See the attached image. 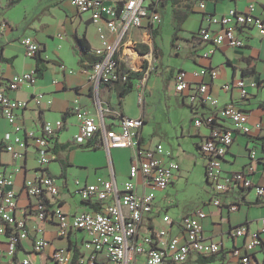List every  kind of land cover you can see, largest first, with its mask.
Listing matches in <instances>:
<instances>
[{
	"label": "crops",
	"instance_id": "crops-1",
	"mask_svg": "<svg viewBox=\"0 0 264 264\" xmlns=\"http://www.w3.org/2000/svg\"><path fill=\"white\" fill-rule=\"evenodd\" d=\"M119 1L104 0L109 5H117ZM250 1L255 2V13L264 19V0H224L217 4L204 3V9L200 8V2L193 6L192 12H189L179 25L181 31L176 34L175 48L171 47V38L168 54V56L181 57L183 55L189 58L193 62L189 70L183 67H171L167 62L163 63L157 42L165 16L169 15V22L173 27L172 0H160L157 11L161 21L158 26L153 29L149 27L131 28L123 36L116 52H119V60L123 63L125 62L124 57L128 59L132 56L129 51L134 52L137 58L136 64L140 65L141 59L150 54L151 49L154 50L157 55L154 62L158 67L147 78L152 74L162 77L164 102L168 103L173 98L176 104L182 107L185 112L186 135L197 152L198 143L208 135L209 130L202 127L193 130V114L186 100L187 92L182 96L177 95L174 91L173 79L180 70L186 71L188 75L203 66L216 70L217 76L214 79L208 76L203 78L208 83L211 94L219 99L220 106L233 104L246 113L252 128L250 134L234 137L222 163L223 175L245 170L250 160L249 152L255 151L256 163L250 179L260 183L264 178V39L255 30H247L242 33L246 41L244 47L232 48L226 45L213 47L203 42L199 45V50L195 55L193 45L188 41L191 35L197 33L202 26L204 13L223 15L229 9L245 11ZM114 36L115 33H108L110 40L114 39ZM25 37L33 39L39 45L44 70L41 77L37 75V80L32 85H23L17 90H10L7 82L13 76L35 71L37 67L35 58L27 57L24 47L20 44V40ZM151 37H154L153 40ZM78 39H85L90 47V58L87 61L81 62L84 56L78 45ZM99 46L98 33L89 15L78 13L70 4V0H0V91L7 93L10 98L27 102L26 108L17 112V121L26 129L40 133L43 123L63 121V116L67 114L66 120L63 121L64 127L57 133L56 145L52 150L53 161L46 166V172L58 177L60 190L56 204L69 215L94 212L99 209V205L95 202L74 198L71 193L74 180L94 184L98 178L110 181L114 177L120 188L127 179L131 161V149H110L107 152L100 146L94 147L92 143L88 146L87 143L77 146L72 142L82 121V112H86L97 123H101L98 104L101 106L102 121L107 129L115 128L121 116L128 117L123 108L124 99L127 96L121 100V105H118V87L115 84L107 85L104 82L94 83L90 79L93 68H84L92 59H96L92 50ZM204 53H208V57H203ZM239 79L244 80L248 86V95L243 98L236 90L226 92L222 88L224 84H231ZM189 80L191 87L194 88L198 80L192 77ZM200 81L201 78H199ZM251 84H256V86L252 87ZM147 87L148 79L145 84L146 96L140 113L144 120V125L140 130V146L150 147L154 144H162L164 149L171 152V158L177 161L180 167L173 184L164 193L163 191L155 192L156 209L146 217L147 223L151 229L163 231L165 239L180 236V219L200 209L207 215L202 221L204 237L212 242L220 243L222 252L213 256L208 262H203L202 258H205L203 256L190 254L189 263L239 264L238 260L231 256V250L241 249L251 234L260 231L261 220L264 219V198L256 197L251 190L239 191L231 187L228 192L219 196L221 205L217 207L211 202L214 191L206 179L203 193L185 202L181 212L174 214L172 211L179 206L177 195L187 185H183V182L188 180L186 176L188 171L181 163L183 154L175 153L166 146L158 130L154 128L145 136L146 125L153 118L151 111H146L147 100L151 95ZM37 94H43L40 105H36L33 101V97ZM75 100H78L79 111L75 109ZM48 101L50 104H47ZM176 111L180 112L177 108ZM199 113L207 114L209 109L200 107ZM179 114L177 115L184 122ZM257 124L261 125L260 130L255 129ZM180 129L182 136L184 127L180 126ZM15 135L12 125L0 115V173L12 174L17 193L16 216L25 219L28 230V239L19 243L15 254V260H22L30 254L33 245L35 219L31 211L36 202V199L26 196L23 185L26 180L38 176L39 168L35 150L31 145L27 146L24 157L20 160H14L12 155L4 149L7 143L12 142ZM182 152L184 153L183 150ZM62 164L66 167L63 168ZM203 166H205L204 159ZM15 167L19 168L18 172L13 171ZM61 174L63 176L60 177ZM257 200L259 204H253ZM47 202V207L54 206L55 201L50 197H47ZM232 205L237 206L235 211H230ZM164 215L171 219V224L163 222ZM145 226L146 223L141 228V232L145 230ZM55 227L53 222L47 224L45 237L51 242V246L40 255H30L32 264H52L50 254L56 247L79 248L78 243L84 239L83 234L80 239L76 234L66 240H60L56 238ZM237 227H245L247 235L231 237L230 230ZM261 237L264 239V233ZM9 247L7 235L0 224V264H8L3 256ZM252 257L256 264H264V251L256 249Z\"/></svg>",
	"mask_w": 264,
	"mask_h": 264
},
{
	"label": "built area",
	"instance_id": "built-area-1",
	"mask_svg": "<svg viewBox=\"0 0 264 264\" xmlns=\"http://www.w3.org/2000/svg\"><path fill=\"white\" fill-rule=\"evenodd\" d=\"M159 2L160 0H120L117 5H109L104 0H70L78 13L89 15L98 33L100 46L92 50L97 60L91 72V81L97 84L119 80L114 54L119 49L123 36L131 28L153 29L158 26L161 21L157 11ZM199 6L201 9L205 8L204 3ZM247 30H255L264 39V19L255 13L254 1H250L245 11L229 9L223 15L206 13L196 34L204 43L213 47L226 45L241 48L246 42L242 33ZM109 32L115 33L114 39H109ZM20 44L29 58H33L39 50V45L28 37L22 38ZM203 57H208V53H204ZM150 60V54L141 59L142 66L139 68L144 71V77L134 81L140 106L144 104L146 96L145 84L150 74ZM205 76L214 79L217 71L203 66L188 75L180 70L175 74L173 82L177 95L182 96L187 92L186 100L193 114V130L201 127L209 130L208 135L198 143V152L204 159V173L214 191L211 202L219 207V196L228 192L231 187L248 189L256 197L264 198V178L260 183L250 179L256 163L255 151L249 152L250 160L245 170L223 175L222 163L234 137L248 135L252 128L247 114L235 105L220 106L219 99L211 94L208 83L203 80ZM190 77L198 80L194 88L191 87ZM125 79L126 76H123L122 81ZM36 80V72L29 71L13 76L7 82V87L17 90L23 85H32ZM222 88L226 92L236 90L241 98L248 95V86L242 79L224 84ZM42 99L43 94L33 97L36 105H40ZM74 104L79 111L78 100ZM26 106L27 102L10 98L7 93L0 91V115L12 125L16 134L4 149L14 160H20L23 159L27 146L31 145L35 150L39 168L38 176L26 180L23 185L26 196L36 199V202L31 211L35 219L33 245L30 254L22 260H15V254L18 244L28 239L26 221L16 216L17 193L12 174L0 173V224L10 243L3 256L8 264H32L30 255H40L49 248L51 242L45 237V231L47 224L51 222L56 226L57 239L66 240L77 233L84 235L75 264H191L188 261L190 254L209 257L222 250L220 243L204 237L202 221L207 215L200 209L180 219V236L165 239L163 231L150 228L146 217L156 209L155 192L165 191L173 184L180 169L179 163L171 158V152L160 143L150 147L140 146V130L144 125L142 115L137 119L121 116L115 128L107 129L102 121L103 112L99 104L101 123L82 112V121L72 142L80 146L96 139L98 145L107 152L110 149H131L128 176L120 188L114 177L110 181L98 178L94 184L74 180L72 195L76 194L83 201L95 202L99 209L75 215L65 213L56 204L60 181L58 177L46 172V166L53 161L52 150L56 144L57 133L64 127V123L61 120L55 123L45 122L40 133L28 130L17 121V112ZM200 107L208 108L209 113L200 114ZM255 129L260 130L261 125H255ZM13 171L18 172L19 168L15 167ZM47 197L55 201L54 206L47 207ZM236 207L232 205L230 211H235ZM162 220L171 224V219L166 215ZM144 223L145 230L141 232ZM261 224L260 231L251 234L241 249L231 250V256L241 264H256L252 255L264 243L261 237L264 233V219ZM229 235L234 238L243 237L247 235V230L245 227H237ZM73 255L72 248L56 247L50 254V262L72 264Z\"/></svg>",
	"mask_w": 264,
	"mask_h": 264
},
{
	"label": "rangeland",
	"instance_id": "rangeland-1",
	"mask_svg": "<svg viewBox=\"0 0 264 264\" xmlns=\"http://www.w3.org/2000/svg\"><path fill=\"white\" fill-rule=\"evenodd\" d=\"M173 34V27L169 22V15L165 16L164 21L160 28V34L157 39L158 46L161 51L162 62L174 67H183L189 70V67H192L193 62L189 58H185L183 55L181 57L168 56L170 50V40ZM150 40V39H149ZM123 47L121 46V51ZM122 53V52H121ZM131 57H124V65L127 69L131 71H140L142 65H137V58L134 55V52L129 51ZM183 54V52H182ZM150 65L149 70L150 74L154 72L158 65L156 64L154 50L151 49L150 52ZM186 72V71H185ZM149 74V75H150ZM165 74V73H164ZM165 76V75H164ZM148 79V87L147 90L151 92L149 97L148 105L146 106V111L150 110L153 118L150 119L145 128V136L150 133L152 129L158 130L160 132L159 136L162 138V141L166 146H168L173 152L181 155V163L184 168L187 169V178L186 182H183L185 188L180 191L177 195L178 199V207L174 209L172 212L174 214H179L185 205V202L192 198H196L199 196V193H203L202 190L205 188V174H204V166L203 159L196 151L195 147L192 145L191 140L186 135V127H185V112L183 111L181 106H178L173 98L167 103L164 102L163 99V79L160 75L152 74ZM146 101V102H147ZM168 104V106H167ZM124 111L126 115L131 119H137L141 113V106L138 101V91L135 89L132 93L127 95L124 99L123 105ZM176 108L180 110V112L176 111ZM169 110V112H168ZM181 114L184 122L181 121V117L177 114ZM179 114V115H180ZM179 117V118H178ZM180 126L184 127V133L181 136ZM78 131V130H77ZM163 133V134H161ZM184 151V153L182 152ZM185 181V178H184ZM73 191V186L71 187ZM163 191L162 193H164ZM74 198L80 200V197L74 194ZM79 239L82 236V233H77ZM80 244V243H78Z\"/></svg>",
	"mask_w": 264,
	"mask_h": 264
},
{
	"label": "trees",
	"instance_id": "trees-1",
	"mask_svg": "<svg viewBox=\"0 0 264 264\" xmlns=\"http://www.w3.org/2000/svg\"><path fill=\"white\" fill-rule=\"evenodd\" d=\"M221 1H224V0H172V17H173L174 33H173V36H172L171 47L175 48L174 40H176V38H177L176 34L179 31H181V27L179 25L182 24L183 20L187 17V14L189 12H192L193 6L196 3L200 2V3H214V4H217V3L221 2ZM176 6H177V8H176ZM204 15H205V13H204ZM153 38L154 37H151L152 40H153ZM188 41L193 45L194 55L199 50V45L204 42L201 38L197 37L196 33H193ZM78 45L80 47L81 53L84 56L81 59V62L82 61H87L90 58V55H89L90 47L88 46V44H87L85 39H78ZM119 57H120L119 56V52H116L114 54V60L118 64L117 69H116V73L120 76L119 80L118 81H114V82H110V83H105V84H107V85L115 84L118 87V96H119L118 105H121V100L134 90V81L142 79L144 77V71H131V70L127 69L125 67L124 63L119 60ZM34 58H35V60L37 62V67L35 69V72L38 75V77H41L42 73H43V70H44V66L42 64L43 60L40 57V49L35 54ZM95 63H96V59H92L88 65L84 66V68L85 69L93 68ZM145 68H146V66L144 65V69ZM123 76H126L125 81H122V77ZM66 118H67V114L65 113V115L63 116V121H65ZM91 143L94 144V147H99V145H98L99 142L96 139L90 140L89 142H87V146L90 145ZM62 166H63V168L66 167L64 164H62ZM62 174L60 175V177L63 176ZM237 190L245 191V190H248V189L237 188ZM253 204H259V200H257ZM18 246H19V244H18ZM18 246H17V249H18ZM258 249L261 250V251H264V243ZM221 252H222V250L220 252H218V253H221ZM215 255L216 254L211 255L209 257L202 258V260H203V262H208ZM77 257H78V249L75 248L74 249V255H73L72 264L76 263ZM239 264H241V263L239 262Z\"/></svg>",
	"mask_w": 264,
	"mask_h": 264
}]
</instances>
